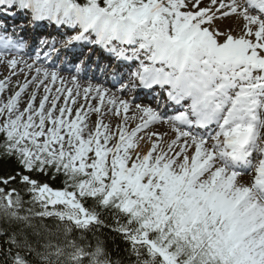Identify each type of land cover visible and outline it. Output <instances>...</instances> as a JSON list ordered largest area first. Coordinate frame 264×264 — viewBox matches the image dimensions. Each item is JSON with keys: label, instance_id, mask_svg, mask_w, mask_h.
<instances>
[{"label": "snow or ice", "instance_id": "snow-or-ice-1", "mask_svg": "<svg viewBox=\"0 0 264 264\" xmlns=\"http://www.w3.org/2000/svg\"><path fill=\"white\" fill-rule=\"evenodd\" d=\"M202 2L0 0V15L23 13L28 26L47 21L74 32L59 48L40 38L30 63L7 53L31 45L0 33V63L35 72L0 99V159L16 165L0 175V219L18 226L0 229L2 264H33L20 249L38 264H122L86 235L108 210L124 218L113 230L133 264H264V0ZM232 16L242 20L237 35L215 24ZM44 47L43 61L55 53L74 73L44 66ZM96 49L102 54L93 59ZM97 73L122 94L156 93L155 106L81 82ZM161 98L174 115L161 110ZM106 116L118 120L115 128ZM130 119L139 122L129 128ZM156 124L172 135L150 130ZM250 171L251 183H241ZM36 175L63 176V186ZM46 217L64 226L32 241L28 229L37 232L34 221Z\"/></svg>", "mask_w": 264, "mask_h": 264}, {"label": "trees", "instance_id": "trees-1", "mask_svg": "<svg viewBox=\"0 0 264 264\" xmlns=\"http://www.w3.org/2000/svg\"><path fill=\"white\" fill-rule=\"evenodd\" d=\"M16 165L15 162L12 160H4L0 159V175H6L8 173H11L15 170ZM35 175V174H34ZM37 179H40L42 181H46L50 183L53 187H62L64 177L59 176L57 178H53L50 175L49 176H42V175H36ZM2 186V185H0ZM20 192V195L23 197L25 201H28L30 199L28 193L24 190L23 186L17 183L14 185ZM89 205H92L94 201L89 199L87 201ZM31 207V205L25 203L24 208L27 209ZM38 210V209H37ZM23 214V213H22ZM101 218L104 221L103 225H94L91 231L86 233V235L91 239L93 236L99 237L101 240L105 242V247L110 254L111 258L113 260H120L122 261V264H133L135 257L130 256L128 249L130 248V245L124 240L122 235L113 229H115L117 225V220L119 219L121 223L124 222V218L121 216H117L113 211H102L101 212ZM35 224L38 226V231L33 233L31 229H28L29 232V238L32 241H40L43 242V239L45 236H47L48 232H57L58 225L60 227L62 226V223L53 220V218H43V220H35ZM18 227L17 225H9L5 223L2 219H0V229H8V233L11 234L12 229ZM74 234L79 235V230L74 229ZM6 237L0 235V248H7L8 245L3 244V241ZM14 251H17L14 249ZM22 255L25 256L26 259L34 258L33 255L24 252V250L20 249ZM36 260V258H34ZM37 261V260H36Z\"/></svg>", "mask_w": 264, "mask_h": 264}, {"label": "bare ground", "instance_id": "bare-ground-1", "mask_svg": "<svg viewBox=\"0 0 264 264\" xmlns=\"http://www.w3.org/2000/svg\"><path fill=\"white\" fill-rule=\"evenodd\" d=\"M205 1H209V0H205ZM226 20L231 22L232 25H234V24L239 25L241 23L239 21V19H237L235 16L226 18ZM216 23L225 24L223 20H221V21L219 20ZM225 26L226 27L222 28L223 31L228 29L227 25H225ZM1 65L2 66H6V63H2ZM2 70L4 71V68ZM32 75H35L34 70H32L31 73H30L29 69H27L23 64L19 65L15 69L14 73H11V72L10 73L9 72H0V80H3L5 77H8V81H7L8 87L6 88V90L3 93H0V99L6 100L7 97L10 96L13 91L18 90L17 82L22 84V83L25 82L26 78L30 80ZM56 86H60L59 82H57ZM31 91L32 90H30V88L28 90H26V93L22 94L23 98L26 99L27 95L30 94ZM39 96H40V90H39L38 98H37V101H36L37 104H38ZM81 101H82V98H81ZM23 106H24V104L22 103L21 107H23ZM89 119H90V117H89Z\"/></svg>", "mask_w": 264, "mask_h": 264}, {"label": "rangeland", "instance_id": "rangeland-1", "mask_svg": "<svg viewBox=\"0 0 264 264\" xmlns=\"http://www.w3.org/2000/svg\"><path fill=\"white\" fill-rule=\"evenodd\" d=\"M223 21H224V23L225 24H221V23H218V25L219 26H222V27H225V25H227V27H228V30L229 29H233L232 27H231V22H229L228 20H226V19H223ZM240 28H241V26L239 27V31H240ZM2 63H0V72H14V70H10L9 68H8V66L6 65V66H2L1 65ZM4 68V71L2 70ZM6 90V89H5ZM30 90H32V87H30ZM43 94V89H40V95H42ZM81 102H83V101H81ZM94 103H95V101H94ZM95 119H96V116H95V114H90V119H89V122L90 123H94V121H95ZM104 122L105 123H109L113 128H115V126L117 125V123H118V120L115 118V117H113V116H106L105 118H104ZM134 122H135V120H134ZM131 126H132V119H130L129 120V127L131 128Z\"/></svg>", "mask_w": 264, "mask_h": 264}]
</instances>
